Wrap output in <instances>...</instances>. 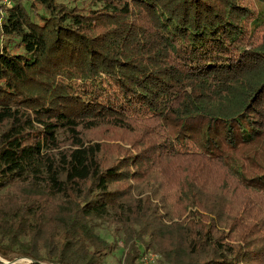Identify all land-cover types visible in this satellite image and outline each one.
<instances>
[{"label": "trees", "instance_id": "1", "mask_svg": "<svg viewBox=\"0 0 264 264\" xmlns=\"http://www.w3.org/2000/svg\"><path fill=\"white\" fill-rule=\"evenodd\" d=\"M90 1H0V264H264V0Z\"/></svg>", "mask_w": 264, "mask_h": 264}, {"label": "rangeland", "instance_id": "2", "mask_svg": "<svg viewBox=\"0 0 264 264\" xmlns=\"http://www.w3.org/2000/svg\"><path fill=\"white\" fill-rule=\"evenodd\" d=\"M1 1V0H0ZM13 0H9L7 2V4L12 3ZM68 2L70 5L73 4H84V5H88L91 6L92 3L90 0H63ZM16 193V187L15 186H8L5 187L1 190L0 195L2 197H7L10 196L12 194ZM231 198V197H230ZM231 200L233 202H235V196L233 194ZM235 207V206H234ZM233 207V208H234ZM232 208V209H233ZM181 219L177 220L176 218H173L171 220H166V222H164L167 225H171L169 223L173 222V221H180ZM180 225L181 227L184 228V231H186L189 235V238L193 237V234L190 233L189 228L187 227V224L184 223H180L177 224ZM176 226V225H174ZM96 230L99 232V234L106 240L108 241H115V248H113L112 250H109L107 252V254H105L103 261L101 264H123L124 258L126 256V251L128 249V245L130 244L129 242H125L124 241V237L128 234L125 232V230H123L122 228H114L113 224H111L109 221H107L106 219H100L97 221L96 223ZM217 227L219 230H223L224 226L221 225L220 223L217 224ZM3 232L2 230H0V235H2ZM222 237V234H220ZM169 238H171L170 236H167V238L163 239V241L166 243L168 242ZM184 239V238H180L178 240V245L181 247H187L189 246L188 243V239ZM150 238L149 236H145V240L144 243L146 244L147 241H149ZM3 243H7V238H5V240H2ZM151 244L149 246H146L144 248H142V254L141 256L138 258L137 260V264H167L163 253L160 250V247L158 245V240H150ZM198 242V240H196ZM174 247V245H173ZM29 258L26 256H18L15 257L14 259H12L11 261L16 262V263H23L26 260H28Z\"/></svg>", "mask_w": 264, "mask_h": 264}, {"label": "built area", "instance_id": "3", "mask_svg": "<svg viewBox=\"0 0 264 264\" xmlns=\"http://www.w3.org/2000/svg\"><path fill=\"white\" fill-rule=\"evenodd\" d=\"M9 0H1V2L3 3H7Z\"/></svg>", "mask_w": 264, "mask_h": 264}, {"label": "water", "instance_id": "4", "mask_svg": "<svg viewBox=\"0 0 264 264\" xmlns=\"http://www.w3.org/2000/svg\"><path fill=\"white\" fill-rule=\"evenodd\" d=\"M7 262H13V261H7Z\"/></svg>", "mask_w": 264, "mask_h": 264}]
</instances>
